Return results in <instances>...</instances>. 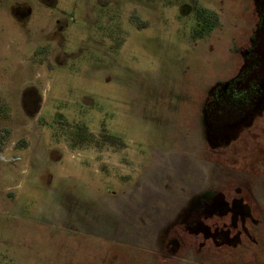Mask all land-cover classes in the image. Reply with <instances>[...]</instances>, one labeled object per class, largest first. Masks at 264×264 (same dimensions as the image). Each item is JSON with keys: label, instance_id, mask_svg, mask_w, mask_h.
Listing matches in <instances>:
<instances>
[{"label": "rangeland", "instance_id": "374dc122", "mask_svg": "<svg viewBox=\"0 0 264 264\" xmlns=\"http://www.w3.org/2000/svg\"><path fill=\"white\" fill-rule=\"evenodd\" d=\"M199 1L219 15L215 30L199 43L188 40L184 26L192 23V13L181 15L183 26L170 32L158 7L138 11L133 27L126 30L131 47L121 54L85 51L73 59L87 60L96 73L74 78L91 108L65 101L70 96L64 86H49L46 97H62V123L41 124L27 148L0 153V264H264V116L255 118L236 142L213 151L205 144L196 112L208 88L237 71L238 47L248 43L255 27V4ZM6 4L0 0V11ZM164 11L171 16V7ZM89 27L78 18L70 20L69 44L87 45L93 36ZM3 51L1 47V91L16 97L31 71L18 53L11 58ZM46 100L42 114L48 117L59 99ZM123 112H131L134 122L133 133L125 136L132 149L70 146L76 124L84 123L98 135L101 119H123ZM48 151H55L51 158ZM129 158L134 159L130 167ZM30 161L38 170L30 172ZM45 170L52 173L50 184L35 176ZM127 171L130 177H123ZM218 189L227 198L246 200V226L234 220L238 226L229 232L228 246H214L203 238L197 245L185 235L176 257L161 259L166 255L160 245L167 217L182 202ZM228 222L227 217L217 219L219 225ZM117 225L129 244L107 242L119 236Z\"/></svg>", "mask_w": 264, "mask_h": 264}, {"label": "flooded vegetation", "instance_id": "af4514ba", "mask_svg": "<svg viewBox=\"0 0 264 264\" xmlns=\"http://www.w3.org/2000/svg\"><path fill=\"white\" fill-rule=\"evenodd\" d=\"M2 1H6L7 4L5 11H0V17L4 21H8L10 25L7 28L2 25L1 30L6 31L7 29L10 35L21 36V43L25 42L28 45L29 64L26 68L31 71V76L23 82L16 97H12L7 90L1 91L0 85V153L9 149L27 148L31 137H35L38 132H41V124L62 123L60 116L63 112L59 109L61 107L59 104L63 103L60 101L62 97L53 94L46 97V92L50 90L51 84L67 88L65 91L70 97L63 98L65 101H72L79 107L91 108V100L89 99V103L82 100V97H88V95L79 94L83 86L76 84L74 78L81 79L83 77L80 76H84L86 73H96L94 70H89L87 60L74 63L73 59L79 60L78 57L82 56L85 51L98 55H116L129 49L131 44L127 43L126 30L129 26L133 27L138 17V11L143 14L159 7L165 15L162 24L164 28L169 25L170 32H173L175 27L178 30L183 26L181 15L192 13L194 17L192 23L186 22L184 26L186 25L189 31L188 40H192L193 44L199 43L202 38L209 36L215 30L216 17L211 12L218 15L215 9H211L210 4L205 6L199 0H178V3H181L178 6H173L171 0ZM186 1L190 4H185ZM151 3H156L158 6H152ZM254 4L255 27L248 43L238 47L241 62L237 71L228 78L213 83L196 109L205 144L213 151L228 147L236 142L241 133L254 123L255 118L260 119L264 116V72L257 74L259 63L252 52L256 43L255 33L264 24V0H254ZM169 7L172 9L171 16L164 11ZM202 9L207 10L208 13H202ZM76 18L89 23L91 27L88 30L93 33V36H96V38L89 37L87 45L74 42L69 44L67 40L66 30L69 27V21H74ZM42 21L45 23L41 26ZM30 24L35 25V30L31 28ZM44 35H46L45 40L39 39ZM126 45L128 46L126 47ZM71 48L77 52H71ZM111 51L113 52L111 53ZM38 56H42V59L38 60ZM50 57L53 61L49 60ZM40 67H45L50 71L48 77L51 78H49L51 83L41 77L38 71ZM253 73L255 75L252 77ZM110 79L111 77L108 76L106 82L108 83ZM43 82H45V86H43ZM74 85L77 86L74 87ZM73 94H76L75 97ZM50 97H58L57 106L59 107L50 106L53 110L48 111L49 115L45 117L42 112L44 104L47 102L46 98ZM253 110L255 111L253 112ZM235 114L237 115L236 119H234ZM121 115L124 116L123 119L115 115L109 119H101L100 129L96 132L98 135L87 128L86 124H76L70 134L69 143L72 144L74 137L77 138L78 132H80L84 133L87 138L82 140L81 145L76 144L79 148L111 147L119 149L120 152L132 149L134 145L125 140V136L131 135L132 130L135 129L132 115L131 112H123ZM106 121L114 123L111 126V123ZM149 148L150 153L152 152L150 145ZM52 152L55 151L47 152L49 158L52 157ZM129 160L128 166L130 167L131 161L134 162V159L129 158ZM30 163V172L38 170L32 161ZM40 172L42 171L35 172L38 180L46 178L47 184H50L52 181L51 171L45 170L41 175ZM44 173L45 177L42 176ZM123 175L126 178L130 177L131 172L127 171ZM109 192L115 194L116 191ZM214 192L182 202L167 217L162 226L166 238L161 241L160 245L162 249H165L166 255L161 256V259L176 257L174 254L184 247L185 235L196 239L197 245H199V239L203 238L209 240L214 246H228L232 238L229 232L234 228L233 226H238L233 224L234 220L240 219L241 227L246 226L244 224L248 216L246 200L242 196L227 198L220 189L216 193ZM71 204L73 205V201ZM164 210L167 211L168 208L165 207ZM222 217H227L229 222L219 225L217 219ZM118 227L117 225L114 228V232L119 230V236L117 235L116 239L107 240V242L118 243L119 247L122 244H129V238H126L128 237L127 233H122L120 231L122 229ZM116 258L119 257L116 256Z\"/></svg>", "mask_w": 264, "mask_h": 264}, {"label": "crops", "instance_id": "0c3cea01", "mask_svg": "<svg viewBox=\"0 0 264 264\" xmlns=\"http://www.w3.org/2000/svg\"><path fill=\"white\" fill-rule=\"evenodd\" d=\"M45 22L42 21V23L40 24L41 26L44 25ZM4 25V27H8L10 25V23L8 21H4L1 17H0V33H1V37H0V48H4V50H7L6 52L3 51L6 55L10 56L11 58H13L17 53L20 55L19 61L24 65L27 66L29 64V52H28V45H26L25 42L21 43V36L19 35H10L6 29V31L1 30V26ZM31 28L33 30H35V25L34 24H30ZM32 30V31H33ZM34 32V31H33ZM46 35H44L43 37H39V39L41 40H45ZM13 44V45H12ZM51 59H49L50 61H53L52 57H50ZM48 61V60H47ZM51 63V62H49ZM39 73L41 74V77L45 78L46 80H50L48 78L49 76V70H47L45 67H40L39 68Z\"/></svg>", "mask_w": 264, "mask_h": 264}, {"label": "water", "instance_id": "95a60500", "mask_svg": "<svg viewBox=\"0 0 264 264\" xmlns=\"http://www.w3.org/2000/svg\"><path fill=\"white\" fill-rule=\"evenodd\" d=\"M256 43L252 49V52L256 56V60L259 63V68L257 70V74H261L264 72V24L261 28H259L256 33ZM255 74H252V77Z\"/></svg>", "mask_w": 264, "mask_h": 264}, {"label": "trees", "instance_id": "16d2710c", "mask_svg": "<svg viewBox=\"0 0 264 264\" xmlns=\"http://www.w3.org/2000/svg\"><path fill=\"white\" fill-rule=\"evenodd\" d=\"M203 12L208 13V11L205 10V9H202V13ZM211 13H213L215 15V17H216V25H217L218 24V15H217V13H214V12H211ZM202 36H203V34H202ZM85 138H87V137H86V135L84 133L82 134V133L78 132V137L77 138L74 137L71 146H77L76 144L81 145L82 140H84Z\"/></svg>", "mask_w": 264, "mask_h": 264}]
</instances>
